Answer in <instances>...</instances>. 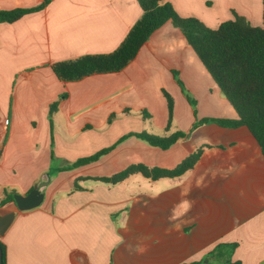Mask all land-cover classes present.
I'll return each mask as SVG.
<instances>
[{"label":"crops","instance_id":"1","mask_svg":"<svg viewBox=\"0 0 264 264\" xmlns=\"http://www.w3.org/2000/svg\"><path fill=\"white\" fill-rule=\"evenodd\" d=\"M42 2L0 0V10ZM162 2L210 28L235 14L264 24L262 0ZM141 15L137 0H52L40 12L0 23V203L8 191L26 195L48 182L41 188L45 206L0 205V214L16 212L5 233L7 264H216L207 257L221 243L237 244L231 264H264V155L246 126L193 129L197 119L237 113L180 29L163 25L117 73L62 82L51 68L113 52ZM174 72L198 99L196 117ZM163 90L175 101L171 132L184 131V139L163 150L131 136L91 164L58 172L61 160L147 131V120L151 134L167 136ZM201 146L196 165L176 178L134 174L116 185L92 179L135 163L174 168Z\"/></svg>","mask_w":264,"mask_h":264},{"label":"trees","instance_id":"2","mask_svg":"<svg viewBox=\"0 0 264 264\" xmlns=\"http://www.w3.org/2000/svg\"><path fill=\"white\" fill-rule=\"evenodd\" d=\"M51 1L43 0L41 4L29 8L0 10V23H14L26 15L40 12ZM262 1L264 21V0ZM137 2L142 9V15L116 50L110 53L87 54L75 59L56 62L51 68L57 78L62 82H76L94 74L120 72L135 59L141 47L155 31L171 22L174 27L181 30L187 43L237 113L235 119H197L193 129L207 123H215L226 128L246 126L264 155V24L262 26L253 25L244 16L235 14L233 19L220 23L217 28H210L197 17L180 16L170 3H163L162 0H137ZM174 75L182 87L183 83L178 78V74L174 72ZM163 94L167 100L168 122L165 132L168 133L173 122L175 101L166 90H163ZM192 103L195 104V101L193 100ZM57 110L58 102H55L50 107V115ZM194 114L196 117V112ZM141 115L146 119L151 117L146 110L142 111ZM115 117V114L111 115L109 123ZM131 136H135L151 146L167 150L184 139L187 134L181 130L163 137L147 131L128 133L114 145L103 148L93 155L82 157L69 163L65 168L59 169L60 171L71 170L95 162ZM204 148L205 146L199 147L174 168L150 167L143 163H135L111 176L93 177L92 179L116 185L134 174H141L152 180L176 178L196 165ZM15 193V191L7 192L0 205L15 204ZM236 247V243L218 244L207 257V263L231 264V255ZM0 264H7V249L2 241H0Z\"/></svg>","mask_w":264,"mask_h":264},{"label":"water","instance_id":"3","mask_svg":"<svg viewBox=\"0 0 264 264\" xmlns=\"http://www.w3.org/2000/svg\"><path fill=\"white\" fill-rule=\"evenodd\" d=\"M44 185L36 186L28 194H15V206L19 211H28L37 208L42 205L45 199V193L41 190ZM15 211L8 212L6 214H0V235L4 236L6 231L9 229L15 218Z\"/></svg>","mask_w":264,"mask_h":264},{"label":"rangeland","instance_id":"4","mask_svg":"<svg viewBox=\"0 0 264 264\" xmlns=\"http://www.w3.org/2000/svg\"><path fill=\"white\" fill-rule=\"evenodd\" d=\"M179 78V77H178ZM181 80V79H180ZM182 81V80H181ZM178 85L180 86V88H181V92H182V94H183V96L185 97V99L187 100V102H188V104H189V106L191 107V110H192V112L193 113H195L196 111H197V101H198V99L196 100V98L194 99V95H193V93H191L190 91H188L187 89H186V87H184V85L181 87V85L178 83ZM195 101V104H193L192 103V101ZM167 101V100H166ZM150 122L147 120V128H146V130L149 132V133H152L151 131H152V129H151V126H150ZM172 126H173V128H175L176 127V123H175V118H173V122H172ZM172 130H171V128H170V131L167 133V135H169V134H171V133H173V132H171ZM158 136H161L160 134H157ZM117 142V141H116ZM115 142V143H116ZM115 143H113V144H111L110 146H112V145H114ZM110 146H108V147H110ZM118 146V145H117ZM116 146V147H117ZM115 147V148H116ZM114 148V149H115ZM100 151V150H99ZM98 152V151H97ZM95 154V153H94ZM93 155V154H92ZM82 158V157H81ZM54 159H58L57 157H55L54 156ZM78 159H80V158H78ZM78 159H76L75 161H77ZM75 161H73V162H75ZM69 163H71V162H68V161H65V160H61V165L59 166V164L58 165H56V166H59V168H65L66 166H68L69 165ZM93 163V162H92ZM91 164V163H90ZM86 165H88V164H86ZM83 166H85V165H83ZM80 167V166H79ZM77 168V167H76ZM75 168H73V169H71V170H74ZM68 171H70V170H61V171H58V172H68ZM79 181L80 180H77V183H76V181H75V185L73 186V190H78V189H80V183H79ZM96 181V180H95ZM47 181H45V182H42V183H40L38 186H41V185H44L45 183H46ZM100 182V181H99ZM103 183V182H102ZM48 185V184H47ZM77 186H78V188H77ZM156 186L158 187L159 185L158 184H156ZM35 188V187H34ZM33 188V189H34ZM8 191V190H7ZM12 191H15L16 193L15 194H19V193H17V191L16 190H11V191H8V192H12ZM14 194V195H15ZM42 205L43 206H45L46 204L43 202L42 203ZM41 205V206H42ZM76 205H74V207H75ZM6 235H4V236H1L0 235V237H1V240H2V242L5 244V242H7V238L5 237ZM5 240V241H4Z\"/></svg>","mask_w":264,"mask_h":264}]
</instances>
